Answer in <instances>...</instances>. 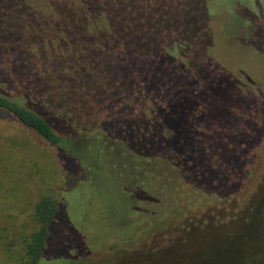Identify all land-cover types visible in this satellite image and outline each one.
<instances>
[{
    "label": "rangeland",
    "instance_id": "374dc122",
    "mask_svg": "<svg viewBox=\"0 0 264 264\" xmlns=\"http://www.w3.org/2000/svg\"><path fill=\"white\" fill-rule=\"evenodd\" d=\"M147 3L150 0H137L133 5L140 8ZM150 5L144 14L147 22L132 40L122 36L127 45L108 56L97 55L91 74L82 70V78L71 72L69 79L57 81V94L64 100L60 108L57 103V110L63 116L74 111L81 131L91 124L98 138L121 141L133 128L131 95L138 92L134 96L139 102L142 92L154 93L157 79H165L162 103L184 96L187 100H180L174 110L191 108L195 95L208 110L198 123L197 169L192 172L194 164L189 163L188 182L198 181L205 196H225L239 187L256 157L245 186L250 189L246 199L255 207L264 194V139L259 146L264 136V0H156ZM256 15L257 24L246 18ZM4 16L0 11V19ZM3 27L0 20V37L9 33ZM18 45L16 40L0 39V80L21 87L24 95L36 92L46 99L49 89L41 82L63 74L58 60L41 63ZM183 50L187 65L180 61ZM8 84L0 82V91H9ZM59 133L72 136L66 129ZM81 140L74 137L66 143L84 155L88 150ZM144 145L148 153L157 149L150 140ZM117 150L107 151L112 158L107 166L113 169L123 163L121 157L114 159L121 153ZM62 157L63 165L54 148L12 116L0 113V264H19L25 258L24 240L38 230L34 213L42 197L66 206L51 252L41 264H264V228L255 223L246 226L241 213L219 220L207 213L168 214L135 201L131 184L110 185L85 157L88 177L99 186L107 233L121 232L127 239L118 234L121 241L116 245L119 240L110 236L104 245L99 217L89 220L94 232L84 234L78 212L87 194L77 189V165ZM64 165L71 172L68 191Z\"/></svg>",
    "mask_w": 264,
    "mask_h": 264
},
{
    "label": "trees",
    "instance_id": "16d2710c",
    "mask_svg": "<svg viewBox=\"0 0 264 264\" xmlns=\"http://www.w3.org/2000/svg\"><path fill=\"white\" fill-rule=\"evenodd\" d=\"M133 2L137 0H0V11L5 13L0 20L4 25L3 28H8L9 32L0 39L5 42L8 39L16 40L19 43L18 47L28 50L29 55L34 56L41 63L47 58L58 60L57 64L63 73L55 74L57 79L49 76L41 82L45 88L49 89L46 99L36 92L29 96L24 95L20 91L21 87L14 88L6 79L0 80L11 87V91H0V113L12 116L54 148L57 159L62 165L64 162L62 156H68L74 161L78 167L76 169V177L79 179L77 189L80 194H87L85 203L81 204L78 212L82 218V229L84 234L94 232L89 220L92 221L94 215L99 217V239L104 245L108 243L110 236L115 237L116 242L119 240L115 243L116 245L121 241L118 234L121 239H127L121 232L107 233L103 225L104 215L99 208V186L92 185L88 177L86 171L90 164H84L85 157L92 160L91 165L95 169L99 168L98 174L103 180L112 186L122 183L131 184L134 187V200L143 202L149 207L173 215L198 216V214L207 213L217 220L223 215L228 217L229 214L230 218L231 215L241 213L242 218H246L244 222L246 226L255 223L264 228V194L263 202L255 207H250V202L246 199L250 189H246L245 186L256 157L239 187L222 197L205 196L198 181L195 180L196 183H192L197 186L195 187L186 179L189 163L194 164L192 172L197 169L195 163L198 161V149H200L198 123L200 118L208 112L206 102L199 100L197 96L193 95V99L189 98L192 99L190 100L191 108L179 107L175 111V105L180 100L187 99L181 96L176 101L167 99L166 103H162L166 91L163 89V86H166L165 79H157L158 87L154 93L150 90L142 92L144 96L139 102L134 96L138 92H135L131 95L134 99V108L129 115L133 128L130 133H127V138L121 141H108V137L98 138L94 134V125L92 128L91 124L85 125L84 131H81L82 128L79 129L76 125L74 111L63 116V113L57 110L58 106L60 108L64 104V100L57 94L60 89L59 84H56L57 81L69 79L71 72L80 77H82L80 74L82 70L86 74H91L97 63V60L94 61L97 55L108 56L127 45L126 39L132 40V35L140 31L143 23L147 22L144 15L146 9H150L147 6L153 5L156 0H150L146 6L140 4V8H135ZM246 18L254 23L259 19L257 15ZM122 36L127 38L123 39ZM184 51L180 61L187 65L182 60ZM69 65H71L70 68ZM234 80L236 81V78ZM89 83L90 81L85 82L86 87L83 90L89 87ZM145 84L142 83L144 86ZM63 117H66V120ZM178 120L185 124L175 125L180 123ZM100 122L105 121L100 120ZM190 123L196 125L195 130L193 126L190 127ZM61 129L68 130L69 135L72 136H62L59 133ZM77 129L79 130L76 131ZM74 137L82 139L84 147L88 150L87 154L81 155L67 145V140ZM263 139L264 136L259 146ZM146 140L155 143L157 149L148 153L146 147L144 148ZM110 147L113 151L118 149L117 152H121L114 159L121 157L120 160L123 162L114 169L107 166L108 161L112 159L107 153ZM63 169L66 173L67 188L71 172L66 167ZM65 206L53 197L41 198L34 213L38 230L24 240L25 258L19 264H41L51 252L53 236L58 230ZM85 207L93 210L94 214L87 213L84 210ZM229 220H223V222ZM93 252L95 251L90 253Z\"/></svg>",
    "mask_w": 264,
    "mask_h": 264
}]
</instances>
